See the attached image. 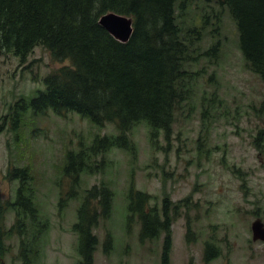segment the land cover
<instances>
[{"label":"rangeland","instance_id":"rangeland-1","mask_svg":"<svg viewBox=\"0 0 264 264\" xmlns=\"http://www.w3.org/2000/svg\"><path fill=\"white\" fill-rule=\"evenodd\" d=\"M180 2L175 16L182 37L202 35L192 45L194 61L185 66L190 76L179 84L184 100L169 139L160 135L151 142L148 128L137 125L128 150L97 157L86 150L90 167L75 182L63 173L66 154L89 148L96 137L118 135L115 127L97 128L74 113L33 115L29 109L14 132L16 105L44 90V77L66 62L41 47L24 62L0 50V205L13 201L19 188L18 180L6 178L8 170L26 169L38 211L21 233L4 235L0 264H23L28 256L27 264H77V209L89 190L101 186L111 193V212L93 230L94 264H161L165 234L140 241L138 220H128L131 186L150 197V208L161 212L164 200L170 206L168 264H204L208 244L217 249L209 264H264V243L252 230L264 228V82L248 68L225 7L193 0L183 12ZM212 46L216 55H203ZM14 221V212H5V229ZM20 244L28 254H19Z\"/></svg>","mask_w":264,"mask_h":264},{"label":"trees","instance_id":"trees-1","mask_svg":"<svg viewBox=\"0 0 264 264\" xmlns=\"http://www.w3.org/2000/svg\"><path fill=\"white\" fill-rule=\"evenodd\" d=\"M177 0H0V50L24 62L37 47L44 48L58 62H66L43 79L44 90L25 102L21 100L10 115L11 129L21 128L27 110L38 115L51 109L58 115L74 113L93 126L113 125L118 135L96 137L89 148L68 152L63 173L77 176L90 167L89 154L102 156L112 149L128 150L130 134L145 125L151 142L160 135L168 140L174 112L184 100L181 81L190 76L185 66L194 61L192 45L201 40L183 38L176 23ZM186 10L193 0H180ZM216 1L225 7L238 32V44L248 68L264 82V0ZM184 12V11H183ZM106 13L127 16L133 32L128 42L116 41L98 24ZM212 46L205 56H214ZM22 121V122H21ZM5 120L0 123V134ZM86 150L89 154H86ZM6 178L19 181L14 200L0 205V257L6 253L4 235L21 233L37 218L34 196L27 184L32 181L26 169H9ZM111 193L104 186L93 187L81 201L72 231L77 235V264H94L98 240L93 234L100 218L111 212ZM92 199L95 202L92 203ZM150 197L130 187L128 220L137 219L140 241L165 234L161 264L167 263L170 246V206L163 201L161 212L148 206ZM13 211L15 221L5 229V212ZM174 213L176 208L173 209ZM110 244V238L107 240ZM107 250V246H105ZM25 246L19 254H28ZM25 253V254H24ZM32 254V253H31ZM217 249L208 244L204 264L216 259ZM29 256L23 259L27 264Z\"/></svg>","mask_w":264,"mask_h":264},{"label":"water","instance_id":"water-1","mask_svg":"<svg viewBox=\"0 0 264 264\" xmlns=\"http://www.w3.org/2000/svg\"><path fill=\"white\" fill-rule=\"evenodd\" d=\"M98 24L120 43L128 42L133 32L131 18L115 13L102 15L98 20ZM252 230L253 238L264 243V228L260 224H256Z\"/></svg>","mask_w":264,"mask_h":264}]
</instances>
